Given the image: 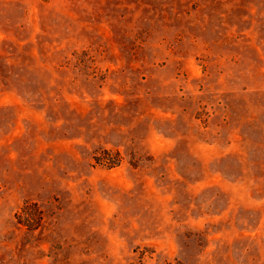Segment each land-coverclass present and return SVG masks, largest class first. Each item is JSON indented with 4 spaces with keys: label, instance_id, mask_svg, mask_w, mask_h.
I'll list each match as a JSON object with an SVG mask.
<instances>
[{
    "label": "rangeland",
    "instance_id": "1",
    "mask_svg": "<svg viewBox=\"0 0 264 264\" xmlns=\"http://www.w3.org/2000/svg\"><path fill=\"white\" fill-rule=\"evenodd\" d=\"M0 264H264V0H0Z\"/></svg>",
    "mask_w": 264,
    "mask_h": 264
},
{
    "label": "trees",
    "instance_id": "2",
    "mask_svg": "<svg viewBox=\"0 0 264 264\" xmlns=\"http://www.w3.org/2000/svg\"><path fill=\"white\" fill-rule=\"evenodd\" d=\"M30 204H32V206H28V205H30ZM30 204H25V207L23 208V210H24V214H26L27 215V218L28 219H24V220H22V221H19V222H21V223H23L24 225H26L27 227H29V228H35V226L36 225H34V223L32 222V221H30V220H34V214H35V210L36 209H38L37 207H38V204L36 203V202H34V203H30ZM39 212V211H38ZM37 217H39V216H37ZM36 217V218H37ZM30 219V220H29ZM27 220V221H26Z\"/></svg>",
    "mask_w": 264,
    "mask_h": 264
}]
</instances>
